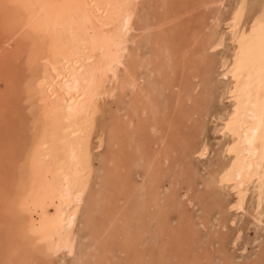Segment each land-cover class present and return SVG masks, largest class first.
I'll return each instance as SVG.
<instances>
[{
    "label": "bare ground",
    "instance_id": "6f19581e",
    "mask_svg": "<svg viewBox=\"0 0 264 264\" xmlns=\"http://www.w3.org/2000/svg\"><path fill=\"white\" fill-rule=\"evenodd\" d=\"M263 204L264 0H0V264H260Z\"/></svg>",
    "mask_w": 264,
    "mask_h": 264
},
{
    "label": "rangeland",
    "instance_id": "374dc122",
    "mask_svg": "<svg viewBox=\"0 0 264 264\" xmlns=\"http://www.w3.org/2000/svg\"><path fill=\"white\" fill-rule=\"evenodd\" d=\"M210 137H211L210 146L214 149L215 147H217V140L214 139L217 136H215V135L212 136L211 135ZM209 156L205 157L202 160H199V161L195 160V161H196V163H199V164H201L203 166H207L210 161L211 162L213 161V159H212L213 156L212 155L210 157ZM233 197L234 196L231 193H228V194H227V192L224 193V198L226 199V201L231 199L228 202H231L233 200ZM250 205H252V199H251L250 196H248V199L246 201V206L247 207L245 206V209L247 211H250V209H251ZM262 210H263V215H264V204H263ZM224 215L226 217H228V216L233 215V212L229 211V212L224 213ZM250 221L251 220L249 219L248 216H246V214L244 215V214L238 213L237 217H236V220H235V224L233 225L234 227L233 226L231 227V225L227 226L228 233H227V237H226V240H225L226 243H227L226 248L229 250V252L231 254L236 255L237 261L240 262V263H243L246 260L247 261L248 260H252L256 256H258V253H259L260 250H264V241H263V239H264V230L263 229L264 228L262 226H259V227L250 226V224H249ZM242 227H243V231H242V234H241V238L238 241L239 243H237L238 246L236 245V247H235V246H233L231 244V238L233 236V233L237 229L242 228ZM246 228H248V229H246ZM243 242H245L247 245L245 247L246 248L245 252H242L243 253L242 254V253H240V251H237V249L239 247H241V248L243 247ZM253 250H255V251H253ZM238 253H239V255H238ZM260 264H264V259L260 260Z\"/></svg>",
    "mask_w": 264,
    "mask_h": 264
}]
</instances>
